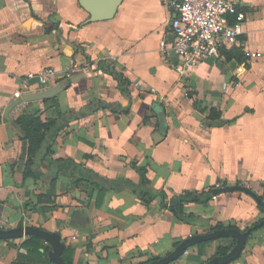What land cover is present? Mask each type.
I'll list each match as a JSON object with an SVG mask.
<instances>
[{"label":"crops","instance_id":"1","mask_svg":"<svg viewBox=\"0 0 264 264\" xmlns=\"http://www.w3.org/2000/svg\"><path fill=\"white\" fill-rule=\"evenodd\" d=\"M238 1L245 18L238 44L180 76L172 54L166 58L159 51L160 41L172 38L175 16L162 0H123L104 21H91L78 0H0L1 229L58 233L62 255L72 264H146L217 225L244 231L264 221L257 201L239 191L185 202L189 222L178 220L170 207L181 195L206 196L223 184L244 186L264 200V0ZM233 48L262 57L226 59L223 51ZM47 67L67 89L47 104L20 102L5 117L15 91L43 90L23 80ZM113 73L124 81L123 89ZM210 108L221 111L222 125L206 127L200 110ZM35 112L43 120L58 119V113L67 117L57 122L51 154L38 162L36 181L22 178L26 146L13 123ZM58 158L109 181L131 183L138 182L130 166L135 161L146 169L156 197L146 205L128 187L101 192L67 172L50 186V165ZM160 193L169 206L162 205ZM39 195L51 203L38 202ZM25 238L0 240V264H54L32 252L19 256ZM204 243L169 264H206L232 238ZM44 244L41 239L46 253ZM228 264H264V224L251 230L239 257Z\"/></svg>","mask_w":264,"mask_h":264},{"label":"trees","instance_id":"2","mask_svg":"<svg viewBox=\"0 0 264 264\" xmlns=\"http://www.w3.org/2000/svg\"><path fill=\"white\" fill-rule=\"evenodd\" d=\"M226 59L231 60L235 59L237 61H241L244 57L243 52L238 48H233L229 51H223ZM114 77L118 80L120 89H123L122 85L125 84L120 76L113 73ZM193 97L192 93H188V97ZM44 104L52 102V100L45 99L43 100ZM202 114L205 115V123L206 127L220 126L224 123V120L221 119V111L215 108H210L208 110H200ZM58 119L53 120H43L40 118L39 112H35L33 114H21L19 115L14 123L15 129L19 135V138L22 141L26 142V148L22 159L24 161L23 169H22V178H32L34 181L38 180L41 177V173L38 170V162L42 161L44 157L51 154V145L53 141V131L56 129L57 122L59 119H66L65 114H57ZM51 178L48 180L50 186H52L55 182V179L58 174L61 172L69 173L73 180L78 183L80 181H86L91 185L97 187L101 192H106L108 190H116L123 187L130 188L135 194L139 195L144 204H150L156 197L149 189V180L146 175V169L144 167L137 166L135 161L130 163L131 168L138 175V182L131 183L127 180L115 179L113 181H109L107 179L101 178L97 174L93 173L90 170L84 169L81 164L76 163L72 159H63L58 158L52 160L51 162ZM238 185V184H236ZM222 188L227 187L226 185H221ZM217 187L211 189L210 192L206 195L207 199L215 197L222 193L227 192H215L217 191ZM235 192V191H229ZM161 203L163 206H169L165 201V195L160 193ZM205 195H193L191 193H186L178 197L174 203H172V210L175 212V216L178 220H182L185 222H189L192 217L186 216L183 213V204L185 202H193L188 201V198H199L204 197ZM38 202L40 203H51V200L46 195H39ZM258 208L261 212H264V200L259 197ZM171 207V205H170ZM255 225V224H254ZM246 228V231L249 228ZM221 229H237L236 227H223L222 225H217L212 227V231L221 230ZM238 230V229H237ZM40 238L37 236L29 235L25 238V240L19 246V256L21 252H32L33 255H36L38 259L43 262L51 263L46 253L40 250ZM235 241L232 239V244L230 246H219L215 252V256H223L225 255L229 249L234 245ZM205 243L199 244V246H203ZM63 261L67 264H72L71 260L65 258L63 255L61 256Z\"/></svg>","mask_w":264,"mask_h":264},{"label":"built area","instance_id":"3","mask_svg":"<svg viewBox=\"0 0 264 264\" xmlns=\"http://www.w3.org/2000/svg\"><path fill=\"white\" fill-rule=\"evenodd\" d=\"M162 1L174 11L175 16L170 24L172 38L160 41L159 51L166 58L172 54L175 59L172 68L180 76H188L204 60L218 57L222 49L238 44L244 33L245 18L238 10V0ZM244 54L248 59L262 57L260 52L245 51ZM65 76L69 75L62 77ZM59 79L56 70L47 67L37 73H28L23 83L35 81L46 89L56 85ZM135 87L139 88V84ZM23 93L15 91L13 97L18 98Z\"/></svg>","mask_w":264,"mask_h":264},{"label":"water","instance_id":"4","mask_svg":"<svg viewBox=\"0 0 264 264\" xmlns=\"http://www.w3.org/2000/svg\"><path fill=\"white\" fill-rule=\"evenodd\" d=\"M80 6L90 15L91 21H104L112 19L117 11L118 6L121 4L123 0H78ZM68 84L58 83L49 88L43 89L38 92L32 93H23L20 97L15 98L10 105L6 108L4 116L8 117L9 112L20 102H31V101H43L45 99H51L58 95L60 92L67 89ZM194 117L198 120H201L202 117L198 113L194 114ZM23 145L26 146V142H23ZM25 152V148H24ZM24 155V153H23ZM22 155V156H23ZM23 165V161L19 163V167ZM229 192V191H239L244 192L250 195L253 199L259 202V198L255 193H253L250 189L241 186V185H233L227 186L224 188L217 189L215 192ZM207 197H199V198H188V201H204ZM173 205H171V209ZM264 224V221L259 222L254 225L252 228L247 229L246 231H239L237 229H221L212 231L202 235H194L191 236L184 241H182L179 245H177L173 251L168 253L166 256L153 260L146 264H169L175 260H177L180 255L189 247L208 242L210 240L219 239V238H232L235 243L233 247L223 256H216L210 259L206 264H228L235 259H237L244 248L246 243V238L251 232L252 229L257 227H261ZM29 235L37 236L44 241L43 249L47 253V256L50 261L54 264H67L62 259V251L64 249V244L61 241V236L58 233H50L35 227H17L12 229H1L0 228V240L7 239H19L24 238Z\"/></svg>","mask_w":264,"mask_h":264}]
</instances>
